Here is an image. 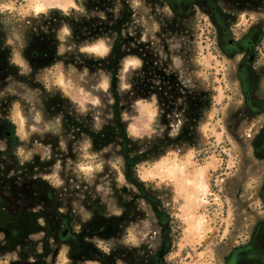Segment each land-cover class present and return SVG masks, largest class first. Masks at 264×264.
Instances as JSON below:
<instances>
[{"label": "rangeland", "instance_id": "rangeland-1", "mask_svg": "<svg viewBox=\"0 0 264 264\" xmlns=\"http://www.w3.org/2000/svg\"><path fill=\"white\" fill-rule=\"evenodd\" d=\"M76 1L86 14H77L83 8ZM228 1L218 3L233 16L235 32L260 27L264 46V0H251L252 9H242L247 0ZM127 2L137 14L135 31L119 0H0L3 49L26 79L0 82L1 116L13 107L9 119L23 139L19 158L46 160L54 148L67 154L47 179L58 190L68 188L63 201L77 203L82 222L92 219L90 206L99 201L101 227L116 226L123 205L139 196L140 215L119 244L105 239L107 250L119 245L140 256L147 252L157 264H264L258 230L264 223V140H258L264 115L252 116L245 105L239 58H224L207 31L197 35L198 27H208L200 13L181 36L163 31L160 20L172 18L166 8ZM71 13L69 25L62 20ZM52 15L57 18L49 29L43 20ZM147 46L169 77L157 75V89L145 83ZM116 49L123 54L114 62ZM261 55L254 69L261 75L256 98L264 100ZM6 150L0 141V152ZM137 165L148 186L137 179ZM72 191L82 194L75 198ZM170 216L184 225L179 243L169 234ZM43 238H32L40 254ZM18 252H0V264L19 261ZM67 254L57 264H71Z\"/></svg>", "mask_w": 264, "mask_h": 264}, {"label": "flooded vegetation", "instance_id": "flooded-vegetation-1", "mask_svg": "<svg viewBox=\"0 0 264 264\" xmlns=\"http://www.w3.org/2000/svg\"><path fill=\"white\" fill-rule=\"evenodd\" d=\"M119 1L122 2L124 10H127L126 1H129L127 3L130 4V0ZM146 1L150 3L152 11L157 8H166L172 15L170 20H160L165 25L164 32L171 31V33H177L181 36L188 35V25L196 19L198 14L200 13L205 17L206 20H203V22H208V27L203 25L198 27L197 25L199 28L197 35L202 30L205 33L207 31L210 41L216 43L221 49L224 58H239V85L245 105L252 116L264 115V100L256 98L261 75L254 69L256 64L260 62V53H262L263 41L260 27L253 28L250 31H242L241 34L236 33L235 31L240 30L236 28L235 24H232L234 21L233 16L219 6L218 0ZM226 2L229 1L226 0ZM80 4L83 9L78 10L77 14L84 15L87 11L82 3ZM252 5H254V2L247 0L242 5V9H252L253 7H250ZM129 12L133 16L131 26L135 31L138 26L137 14L136 12L131 14L130 10ZM243 12V14L248 13L246 10H243ZM46 17L48 16L43 15L42 19ZM73 17V13L64 15L62 21L72 25L75 22L72 20ZM56 18L57 16L52 15L47 20H43V25H50L49 29H51L55 25ZM242 28H244V25ZM112 29L119 31V25L112 26ZM100 32L99 29L96 31V33ZM194 38L192 30L191 39ZM230 38L232 40H229ZM129 40L133 41L134 39L129 38ZM39 49L42 53L48 51L45 44ZM144 49L147 55L145 60L148 61L144 69V72H146L145 83L148 88L157 89L159 87L158 85L155 86L157 75L162 76L163 74L162 78L164 80L169 79L164 74L166 65L162 66L156 61L152 48L150 49L147 46ZM114 53L116 55L115 62L123 53L121 49H116ZM8 54L9 51L3 49L2 40L0 39V82L5 83L8 79L26 82V79L22 76L20 66L12 62L10 54L9 56ZM32 74L35 77V71H32ZM5 106L4 103L0 105V141H3L7 148L5 152H0V235L3 236L0 242V252L15 253L19 250V261L12 264H48L47 259L50 257H52L53 264H57V260L64 250L68 252L67 255L71 264H83L89 261L99 264H152L153 262L157 264V260L152 261L151 258L147 260V256H149L147 252H144V256H140L137 250L131 251L119 245L107 250V245L106 247L104 245L109 243L107 242L109 239L105 240L106 238L113 237L116 239L114 243L117 244L125 239L129 225L140 215L137 204L139 196H134L131 202L123 205L124 210L121 212L120 217L114 219V223L117 222L116 226L101 227L102 217L98 210L100 207L99 201L93 202L90 206V209H94L92 210V219L89 222H82L80 217L77 216L78 208L75 206L77 203L73 201V205L68 206L63 201L69 192L68 188L63 187L58 190L47 179V176L52 174L54 167L65 160L67 154L64 155L60 150L54 148V154L46 160H42L36 154L31 161L22 162L17 152L22 148L23 139L19 134L17 124L9 119V112L13 111V107L8 110L7 116L3 113L1 116ZM47 106L48 108L51 107ZM258 140H264V130L258 136ZM142 185V188L145 187V185ZM71 193L75 195V198L80 197L82 194L78 191H72ZM87 196L89 194L85 195V197ZM90 199L89 196L86 201L89 202ZM259 229L264 233V223L260 225ZM37 235H43L44 237L41 241L42 254L38 252L39 243L32 240ZM51 241L54 248L51 247Z\"/></svg>", "mask_w": 264, "mask_h": 264}, {"label": "trees", "instance_id": "trees-1", "mask_svg": "<svg viewBox=\"0 0 264 264\" xmlns=\"http://www.w3.org/2000/svg\"><path fill=\"white\" fill-rule=\"evenodd\" d=\"M24 2V1H23ZM76 3H78L79 6H81V4L76 1ZM262 53H264V46L262 45ZM260 58H262V55L260 56ZM135 170V174L138 178V180L145 186H148L150 183H147V182H144L141 177H140V174H139V171L141 170L140 166L138 165L137 167L134 168ZM213 190V192H215L216 194L218 193L217 189H213V187L211 188ZM168 228H169V233L170 235H174L175 236V242L176 243H179L183 237V228H184V225L182 224V221L177 218V217H172L170 216V221L168 223ZM173 251V250H172ZM171 251V252H172Z\"/></svg>", "mask_w": 264, "mask_h": 264}]
</instances>
